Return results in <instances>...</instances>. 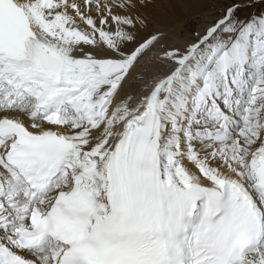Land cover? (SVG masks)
I'll use <instances>...</instances> for the list:
<instances>
[{
	"label": "snow or ice",
	"instance_id": "6c2138e0",
	"mask_svg": "<svg viewBox=\"0 0 264 264\" xmlns=\"http://www.w3.org/2000/svg\"><path fill=\"white\" fill-rule=\"evenodd\" d=\"M0 264H264V0H0Z\"/></svg>",
	"mask_w": 264,
	"mask_h": 264
}]
</instances>
